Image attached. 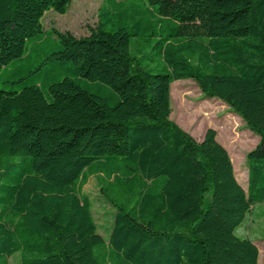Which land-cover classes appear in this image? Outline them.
Instances as JSON below:
<instances>
[{"label":"trees","instance_id":"trees-1","mask_svg":"<svg viewBox=\"0 0 264 264\" xmlns=\"http://www.w3.org/2000/svg\"><path fill=\"white\" fill-rule=\"evenodd\" d=\"M71 2L0 0V83L21 82L0 87V264H260L235 230L264 202V0H104L90 35L44 30ZM185 79L259 136L247 189L216 130L171 120Z\"/></svg>","mask_w":264,"mask_h":264},{"label":"rangeland","instance_id":"rangeland-1","mask_svg":"<svg viewBox=\"0 0 264 264\" xmlns=\"http://www.w3.org/2000/svg\"><path fill=\"white\" fill-rule=\"evenodd\" d=\"M103 4L104 0H72L64 14L54 10L47 11L42 18L43 28L46 31L69 32L76 37L88 36L98 25L99 9ZM156 51L150 46H143L144 53L153 54ZM155 58L158 59V56ZM143 62L154 65L149 60ZM53 63L45 66L50 67ZM20 85L21 82L0 83V87L6 89ZM171 100V120L196 140L203 139L209 128L216 130L217 140L231 156L237 180L247 189L249 173L247 155L259 142V136L226 103L207 97L192 79L175 81L171 85ZM83 191L93 200V212L99 233L107 239L115 211L104 200L95 176H90ZM235 233L241 238L251 239L258 246L259 263L264 264V202L257 203L251 208ZM20 261V254L16 253L8 259V264H20Z\"/></svg>","mask_w":264,"mask_h":264}]
</instances>
